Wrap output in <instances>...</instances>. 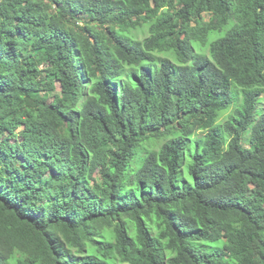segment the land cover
Segmentation results:
<instances>
[{"label":"trees","instance_id":"trees-1","mask_svg":"<svg viewBox=\"0 0 264 264\" xmlns=\"http://www.w3.org/2000/svg\"><path fill=\"white\" fill-rule=\"evenodd\" d=\"M183 1L0 0V264H264V0Z\"/></svg>","mask_w":264,"mask_h":264},{"label":"rangeland","instance_id":"rangeland-1","mask_svg":"<svg viewBox=\"0 0 264 264\" xmlns=\"http://www.w3.org/2000/svg\"><path fill=\"white\" fill-rule=\"evenodd\" d=\"M180 4H184L183 0H179ZM47 9H52L50 4H47ZM67 16H72L73 14L67 9L65 11ZM205 19L208 20L209 17L205 16ZM148 22L144 21L142 26L139 28H132L130 29L131 35L134 37L133 40L142 42L149 36L148 32ZM213 40V38L211 39ZM60 85H56L55 92L51 94V101L58 99L61 96ZM260 109H264V101L260 105ZM225 120V116L221 118L220 124ZM187 137L190 141L189 150L187 152V165L183 168V170L179 174V185L189 184L190 183V176L188 174L187 166L190 164L191 156L196 153L198 150L199 143L202 142L204 138V134L201 132H184L183 134L179 131H174L170 136H166L160 139H151L146 141L139 149L135 159L131 162L130 168L127 172V183H131L135 177L136 172L143 166L145 161L152 157L157 161L158 154L160 152L161 147L166 143L169 139L179 136ZM245 146L248 147V144L245 143Z\"/></svg>","mask_w":264,"mask_h":264}]
</instances>
